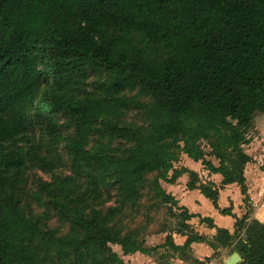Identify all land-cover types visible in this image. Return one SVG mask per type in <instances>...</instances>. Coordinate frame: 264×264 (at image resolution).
<instances>
[{"label": "trees", "instance_id": "16d2710c", "mask_svg": "<svg viewBox=\"0 0 264 264\" xmlns=\"http://www.w3.org/2000/svg\"><path fill=\"white\" fill-rule=\"evenodd\" d=\"M92 69L108 72L117 92L137 85L155 100L150 130L111 124L112 135L132 143L122 155L88 148L100 119L119 117L135 104L115 96L74 97ZM48 83L52 97L40 107L51 118H72L66 148L75 176L83 179L48 187L56 209L71 221L69 234L55 242L42 239L39 221L16 195L9 172L25 166L23 150L5 152L2 144L28 132L35 99ZM257 111L264 112V0H0V264L123 262L113 244L123 255L144 252L109 226L108 215L92 218L78 211L108 179L124 200H134L147 172L160 171L171 183L188 172L187 187L200 189L218 207L219 187L200 181L196 171L176 169L181 153L222 174L220 187L238 182L246 193L244 171L252 157L244 144ZM202 139L211 144L218 165L205 158ZM183 208L185 222L195 216ZM221 211L231 213L230 207ZM204 220L213 225L209 217ZM234 237L243 256L239 264H264V222L246 214L234 233L217 228L213 239ZM204 239L173 243L186 248Z\"/></svg>", "mask_w": 264, "mask_h": 264}, {"label": "rangeland", "instance_id": "374dc122", "mask_svg": "<svg viewBox=\"0 0 264 264\" xmlns=\"http://www.w3.org/2000/svg\"><path fill=\"white\" fill-rule=\"evenodd\" d=\"M140 43L147 47L148 51L157 54L155 47ZM110 81L111 76L108 72L92 69L89 77L74 88L72 95L76 98L115 96L129 98L135 102L129 108H124L123 115L119 117L109 116L100 119L96 125L98 130L91 136L88 146L93 151L103 150L122 155L132 143L112 135L111 124L150 130L152 128L150 109L155 105V100L150 93L141 91L137 85L117 92L109 86ZM50 87V83L45 84L35 99L28 132L24 136L2 144L5 152L23 150L26 156L25 166L9 172L15 177L16 195L25 212L39 221L42 228V239L55 242L69 234L71 221L68 217L63 218L56 209L48 187L58 189L59 181L65 180V183L70 185L73 182L80 183L83 179L75 176L71 156L66 148L74 133L72 118L65 113L56 114L54 118H51L40 107L46 103L47 99H51ZM256 132L253 125L249 129V141L244 144L245 149L250 148L249 144ZM180 144L183 145L182 141ZM201 144L205 158L218 165L219 159L209 141L202 139ZM181 150H178L179 154ZM180 157V160L175 162L177 170H181L180 166L184 158L182 153ZM172 174L171 170L168 176ZM203 178L205 179V176ZM199 180L202 181L201 178ZM170 184L172 183L168 179L162 178L160 171L147 172L139 184L140 196L134 200H124L113 179H108L98 194L79 204L78 211L85 212L92 218H103L108 215L111 218L109 226L118 230L121 237L129 236L141 247L146 248L144 253L137 252L151 254L150 256L157 262L163 264H226V260L234 252H239L236 237L216 241L209 235L205 236L206 239L209 238L208 241L213 246V253L202 260L193 257L195 250L192 247H175L173 241L178 231L186 230L190 236H197L199 233L193 226L189 228L184 225L186 214L183 206L178 201L176 203L162 194L161 188L168 192ZM244 230L245 227L242 230V236ZM112 247L114 251L122 255L123 262L109 261L106 264H142L138 259L132 258L134 253L123 255L119 244H113Z\"/></svg>", "mask_w": 264, "mask_h": 264}, {"label": "crops", "instance_id": "0c3cea01", "mask_svg": "<svg viewBox=\"0 0 264 264\" xmlns=\"http://www.w3.org/2000/svg\"><path fill=\"white\" fill-rule=\"evenodd\" d=\"M253 125L257 131L250 142V148L245 151L252 157V160L245 167V185L246 193L243 192L241 184L238 182L229 183L223 187L220 184L223 175L213 173L206 169L202 161H196L183 153L181 168L186 167L189 170L198 172L203 182L212 181L215 187H219L218 207L211 198L207 197L200 189H189V173L183 172L176 179L175 183L170 184L168 192L172 194L179 204L186 207L190 214L195 216L186 220L188 227H194L199 235L205 237L209 235L214 237L217 228H225L231 233L235 232L237 220L248 214L249 219L256 218L264 222V112L257 111L254 115ZM205 176V179L203 178ZM180 183V184H179ZM230 207L231 213H223L222 208ZM209 217L213 225L208 221H202V218ZM175 234L174 243L178 246H184L189 238L186 230L178 231ZM196 240L190 244L195 252L193 257L202 260L210 256L213 252V246L208 241ZM144 253V252H143ZM151 254L134 253L132 258H136L140 263L145 264H163L155 261ZM183 261L181 258H179Z\"/></svg>", "mask_w": 264, "mask_h": 264}, {"label": "water", "instance_id": "95a60500", "mask_svg": "<svg viewBox=\"0 0 264 264\" xmlns=\"http://www.w3.org/2000/svg\"><path fill=\"white\" fill-rule=\"evenodd\" d=\"M239 255V256H238ZM232 259V260H231ZM243 260L242 255L239 252H234L227 260L226 264H238Z\"/></svg>", "mask_w": 264, "mask_h": 264}, {"label": "bare ground", "instance_id": "6f19581e", "mask_svg": "<svg viewBox=\"0 0 264 264\" xmlns=\"http://www.w3.org/2000/svg\"><path fill=\"white\" fill-rule=\"evenodd\" d=\"M239 256V255H238ZM232 260V259H231Z\"/></svg>", "mask_w": 264, "mask_h": 264}]
</instances>
